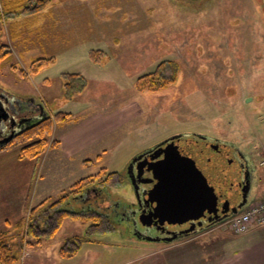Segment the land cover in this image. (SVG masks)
I'll return each mask as SVG.
<instances>
[{"label":"rangeland","instance_id":"obj_1","mask_svg":"<svg viewBox=\"0 0 264 264\" xmlns=\"http://www.w3.org/2000/svg\"><path fill=\"white\" fill-rule=\"evenodd\" d=\"M10 1L13 0H0V44L10 50L2 63L0 93L22 106L17 121L22 120L24 128L31 124L33 110L35 120L49 117L53 127L39 159L21 158L23 144L0 149L3 152L18 148L15 154L19 161L36 164L33 181L38 184L30 190L21 183L26 177L24 171L10 170V174L5 171L0 175V186H10L11 190L15 185L23 186L11 193L17 195L23 190V195L26 191L30 197L29 201L26 197L25 207L0 213V219L5 220L0 223V233L11 244L20 245L18 264H264V224L252 225L241 236L219 223L223 227L217 224L211 232L187 241H138L127 232L130 228L120 229L121 217L112 212L134 202L132 189L123 187V180L117 178L135 155L157 142L185 134L226 142L243 153L252 177L248 202L238 213L248 204L264 199V171L260 166L264 146V0H49L39 12H34L35 4L30 0H15L16 6L11 8L6 6ZM21 2L28 7L22 12L17 10ZM45 9L52 13L50 20L57 22L59 41L53 33L48 37L47 29L32 28L35 19L38 22L35 14ZM76 40H80L76 46H69L68 42ZM94 50L103 56L92 71L89 62H93L89 56V62H84V56ZM49 57L54 59L53 65L29 75L32 60ZM162 63L163 74L174 79L157 91L138 93L136 80ZM67 69L76 71L72 74L78 76L75 85L80 87L71 95L65 89L68 81L62 79L65 74L61 76ZM43 76L50 81L47 88L41 85ZM18 95L41 100L44 105L30 103L28 97L26 100ZM90 98L101 109L109 106L106 114L122 112L130 105L131 119L113 130V135H132L133 145L137 142L139 148L115 149L113 158L107 160L106 173L100 179L118 174L112 182L113 190L86 186L71 193L75 183L88 178L82 170L73 166L70 184L75 182L70 185V178L64 180L66 175L56 172L51 176L48 165L40 163L47 150L58 145L54 129L59 125L53 115L58 111L70 114V110L75 116L88 117L94 113L86 107L85 100ZM45 103L49 110L44 108ZM71 117L70 114L64 123ZM20 132L17 129L14 135ZM53 142L57 145L50 147ZM8 156L10 161L12 155ZM18 166L21 165L15 162L10 169ZM220 169L223 167L208 172L209 192L215 198L206 202L196 218L216 207V196L230 200L228 194L238 192L236 182H228L230 170L222 174ZM95 172L96 168L89 171ZM40 185L47 189L45 198L37 201L33 196L41 190ZM61 196H65L64 201L50 208ZM69 203L76 211L69 210ZM61 214L64 216L56 226ZM97 219L103 220V229L91 233L88 228L97 224ZM40 221L46 222L35 231L43 236L35 239L28 230ZM176 221L187 222L185 218ZM137 225L142 229L140 223Z\"/></svg>","mask_w":264,"mask_h":264},{"label":"crops","instance_id":"obj_2","mask_svg":"<svg viewBox=\"0 0 264 264\" xmlns=\"http://www.w3.org/2000/svg\"><path fill=\"white\" fill-rule=\"evenodd\" d=\"M27 15L34 16V14H28V13ZM37 15H40V16H37ZM35 16L38 17L37 18L38 22L35 19L36 25L35 27H32L33 30L37 31L39 30V28H41L43 31L48 30V37H50L53 33L56 36V39L58 40V37L55 33L57 22L50 20L52 18V13L49 11V9H45L40 14H35ZM79 41L80 40H76L75 43L68 42V41L67 42L69 46L73 47V46H76L74 44L78 43ZM85 54L86 55L84 56V58H86V60L84 62L88 61V53L85 52ZM89 63L92 65L90 66V69L92 71H94L93 68L98 66L94 63H91V62ZM10 68L11 70L14 71L12 67ZM73 72H76V71H70L67 69L61 73V76L63 74H67V73L70 74ZM41 79H42L41 85L47 88L50 85L49 79L44 76ZM18 96L19 98L23 97L26 100L29 98L30 100L28 101H30V103H36L39 106L43 104L41 100H35L33 97H30V96H27L28 98L26 96H20V95ZM92 100L93 98L88 99V101L85 100L86 107L87 108L90 107L93 109L92 111H94V113H92L88 117L83 116V115L75 116L69 109H67V107L64 109L65 111L69 110L68 112L72 115V117L70 121L62 125H59L54 129V136L56 137V140L58 141L57 148L47 150V152L45 153L40 163V165L42 164L45 166L48 165V169H49L51 176H55L56 172L58 174L60 173V174H64L68 176V177L65 176L64 178V180H68V178H70L69 179L70 181L68 184H70L71 179H72L71 175L73 174V166L77 167L80 172L82 170L83 173L86 174L84 177H87V176L89 177V176H93L94 174L96 175L98 173H101L102 172L101 170L104 168H105L104 172L106 173L105 166H107L108 164L107 160L109 159L111 160L113 158L112 155L115 149L118 152L119 150L127 151L128 146L132 147L133 149L139 148L137 147V142H136V145H133L132 135H131L132 137L129 136L128 134H124L121 136L113 135V130H115L119 125L127 124V122H129V120L131 119L133 113L131 111L130 105L128 104L125 110L122 112H118L115 114H106L107 110L109 109V106L107 108L101 109L102 107H99L97 103L94 104ZM16 104L18 108L22 109V106L19 104L18 101ZM44 108L46 110H49L48 109L49 107L47 106L46 103H45ZM35 114L36 113L32 115L34 118L37 117V115ZM15 153H18V148L10 150V151L5 150L3 152H0V157L3 160L0 163V175L5 171L9 172L10 170H13L14 172L18 170L24 171L26 174V177L21 179V183H23V186H25L26 190H30V187L35 186L36 184V182L33 181V176H34L33 168L36 164L31 163V162L30 163L26 162L25 164V162H23L22 160L19 161V156ZM8 155H12L10 161H9L10 156ZM86 161H88V163L84 164V162ZM15 162H17L21 166L13 167L10 169V165ZM93 168H96V172L89 173V171ZM39 180L40 181L44 180L42 175H40ZM74 182H72L70 185H72ZM23 186L15 185L13 186V189L15 191L19 189L21 190ZM40 188L41 190L39 191L37 190V193H36L37 195L33 196V199H37V201L42 200V198H45L43 193H44V190L47 189V187L45 186L43 187L42 185H40ZM14 190H11L10 186L8 187H6L5 185L0 186V213L1 212L8 213L9 210H14V209L16 210V208L25 207V202L30 198L29 195L26 194V191L23 195V192H24L23 190L17 195L15 193L12 194L11 192ZM26 197H27V200H26ZM38 198H41V199H38ZM67 207H71L69 208V210L71 211L72 210L76 211V208H74L71 203H69ZM2 221L5 222L4 219L2 220L0 219V223H2ZM40 223L41 221L39 222V224ZM41 226H44V224H42Z\"/></svg>","mask_w":264,"mask_h":264},{"label":"flooded vegetation","instance_id":"obj_3","mask_svg":"<svg viewBox=\"0 0 264 264\" xmlns=\"http://www.w3.org/2000/svg\"><path fill=\"white\" fill-rule=\"evenodd\" d=\"M186 1L188 2L194 1V3L195 2L198 3L197 1H201V0H186ZM34 113L35 111L33 110L32 114H30L31 123L36 121L35 120L36 118L32 116L34 115ZM15 114L17 115V117L20 118L22 112L21 113L19 112L18 114L15 112ZM21 125H19L20 131L24 129L23 125L22 126ZM172 139H176L175 141L177 142V146L179 149L185 147V148H189L190 152L195 153V156H193L195 163H196V148H198L202 156L210 157L211 154L214 157L215 160H211V161L210 158H207V162L210 161L211 163V164L209 163L210 168H218V166L219 168L223 167V169L219 170L221 171L220 173L222 174L223 171L229 172V170L231 173L232 170L234 169L233 164L232 165L229 164L230 157L227 156V158L226 157L222 158L224 156H222L221 153H218L216 150L213 149L214 146H216L220 150H223V152H226L224 148L232 149V147H234L233 145L226 144V142L213 140L211 138H206L205 136H201V135L196 136V134L176 135L164 141L157 142L156 144H154L149 148L139 151L133 159L138 158L139 156H141V158L137 160L135 163H133L131 167H129L128 165L125 171L122 174H120L117 178L118 181L123 180L122 183L123 187H130L133 193H134V188L136 186L139 191V197L137 198L134 195L135 196L134 202H131L129 206L124 205V207L121 206L118 209L112 211L114 215L121 217L119 222L120 229L122 228L123 230L130 228L127 232L133 235V237L131 236L132 239L138 241L148 240V241L164 242V243H172L176 240H181V239L187 241L195 236L198 237L201 234H204L205 232H211L218 222L224 220L226 217L231 215L232 210L229 209L228 211H226L230 205H233L234 202H236V207H237L238 204L242 203L243 188L245 184L244 176H243L244 168L242 169V164L244 163V157H243V153L241 151L239 153V149L234 147V150L231 151L232 152L231 155L236 160L235 166H239L238 171L237 170L235 171L237 177L234 178L238 192L235 193L234 195L232 194V192L228 194L230 197L229 206L227 203H225L224 201L225 197H224L223 199L218 200L216 207L212 208L209 212L208 211L205 212L199 218H196V216L202 211H199L191 216H187L185 217V220L187 222L182 224H177L179 223L177 221H175L174 223L166 221L164 217L165 213L162 208L163 206H161L162 209L158 208L153 213V205L151 204L150 201H147L146 194L148 190H150L154 186L156 181L154 180L152 181L153 179L152 171H150L148 167L153 165V163H157L159 160L165 158L164 154L169 148L167 145L172 144ZM199 143H204V145L200 146L198 145ZM156 155L158 156L155 158L154 156ZM153 157L154 159H152ZM215 162L217 163L214 164ZM228 164L231 165L229 166L230 168L225 166ZM224 175H227V173H224ZM249 194L250 193H248L246 196L245 204L248 201ZM151 213H153L154 215L152 216ZM107 216L110 217L109 212ZM137 223H140L142 229L138 227ZM120 233L121 230L118 231V234ZM171 237H174V240L170 242L165 241L167 238H171ZM117 238H123V237L117 236Z\"/></svg>","mask_w":264,"mask_h":264},{"label":"water","instance_id":"obj_4","mask_svg":"<svg viewBox=\"0 0 264 264\" xmlns=\"http://www.w3.org/2000/svg\"><path fill=\"white\" fill-rule=\"evenodd\" d=\"M16 106V102L9 96L0 93V146L10 141L15 136L14 133L23 122L22 120L17 121L15 112L18 114L19 112L21 113L22 110L18 107L16 108ZM175 140L176 139H172V144L167 145L169 148L164 154L165 158L148 167V169L152 171V181L154 180L156 183L146 194L147 201H150L153 205V213L156 209L163 208L165 220L169 222H175L176 220L183 219L201 211L205 207L207 201L209 202L215 198L213 194L209 192L211 185L208 177V172L212 170V168H210V161L215 160L214 157L211 154L210 157L202 156L198 148H196L195 163L193 158L195 153L190 152L189 148L182 147L179 149ZM198 145L201 146L204 145V143H199ZM213 149L221 153V155L224 156L222 158H227V156L230 157L229 164H233L234 170L230 173L231 178L228 179V182L232 183L234 178L237 177L235 171H238L239 168V166H235L236 160L231 155L233 149L224 148L226 152H223V150H220L216 146H214ZM158 155L154 157L156 158ZM154 157L152 159H154ZM140 158L141 156L131 160L130 164H128L129 167ZM207 158H210L209 162H207ZM246 160L247 159L244 158V162ZM243 168L245 184L242 203L238 204L237 207L236 202L229 206L230 201L228 197L225 196V199L223 195H219V197L216 196L217 200L224 198L225 203L229 206L226 211L230 209L232 210V214L237 213L238 209L244 206L246 196L250 191L252 169L250 170L244 163L242 164V169ZM217 187L220 186L217 185ZM134 195L137 198L139 197V191L136 186L134 188ZM207 198L210 199L207 200ZM161 206L163 207L161 208ZM153 213H151L152 216L154 215ZM172 240H174V237L167 238L165 241L170 242Z\"/></svg>","mask_w":264,"mask_h":264},{"label":"trees","instance_id":"obj_5","mask_svg":"<svg viewBox=\"0 0 264 264\" xmlns=\"http://www.w3.org/2000/svg\"><path fill=\"white\" fill-rule=\"evenodd\" d=\"M30 1L35 4L34 12H39L43 10L45 7L48 6V2H49V0H30ZM14 3H15V0H13L12 2L10 1L9 3L6 4V6L10 8L14 7V5L16 6V4ZM23 3L24 2H21L22 5L20 4L19 8L17 9L19 11L21 10L20 12L28 8V7L27 8L23 7ZM11 13H14V12L13 11L9 12V14ZM1 25H2V17L0 15V30H1ZM9 53H10L9 47L7 45L5 46V45L0 44V72L2 69V63ZM88 56H89L90 61H92L93 63H100L103 54L101 52L94 50V51L89 52ZM53 64H54V59L52 57L37 58L29 64L27 71L29 75L31 74L35 75L41 72L42 70L50 67ZM164 66H165L164 63L159 64L152 73L139 77L135 83V90L138 93H141L143 91L154 92V91H157L158 89L166 87L167 83L173 80L174 77L165 76L163 74V71L165 70V68H163ZM77 77L78 76L72 73L70 74L67 73L62 77V79H65L68 81V83L65 84L67 95H71L72 93L75 94V91H80L79 89L80 87L75 85L76 84L75 80H77ZM71 82H74V85H70ZM66 98L71 99L72 96H67ZM53 117H54L55 123H57V125H60V124H63L65 121H67L68 118H70V114L58 112V113H55ZM52 128L53 127H52L49 117L43 118L42 120H36L32 122L31 124L26 125V127L22 130V132H20V134L13 137L7 144L3 145L2 147L0 146V149L1 150L6 149L12 146L13 144H23V147L21 148V156H20L21 158L25 157V158H30V159H39L48 145L47 138L50 137ZM56 145H57V142H53L50 147H55ZM101 171H102L101 173H98L93 176H89L88 178L75 183L69 192L72 193L76 189H79V187L85 188L86 186L87 187L94 186L96 189L106 188V189L113 190L114 185H112V182H114L115 177L118 174L116 173L107 174L105 178L100 179V176L105 174L104 169H102ZM84 188H82V190ZM64 199H65V196H61L59 200H57L58 202L57 201L54 202L50 206V208L56 207L59 203L62 202V200L64 201ZM63 216L64 215L61 214V216L57 218V220L55 221L56 226H59L60 221ZM97 220H98L97 224L91 225L88 228V230H92L91 233H95V231L98 232L103 229L101 226V223L103 222V220H100V219H97ZM46 221H41L40 224L38 222L34 223L31 226V228L28 230L29 234L35 239L41 238V236L43 235L38 234L35 231V229H37L38 227L41 228L40 226L44 224L43 222H46ZM19 253H20V245L16 243L11 244L6 239L5 234L0 233V264H18Z\"/></svg>","mask_w":264,"mask_h":264},{"label":"built area","instance_id":"obj_6","mask_svg":"<svg viewBox=\"0 0 264 264\" xmlns=\"http://www.w3.org/2000/svg\"><path fill=\"white\" fill-rule=\"evenodd\" d=\"M262 151L263 155L260 165L264 167V146L262 147ZM254 224H264V199L250 204L243 213L231 217L225 223L235 235H243Z\"/></svg>","mask_w":264,"mask_h":264}]
</instances>
